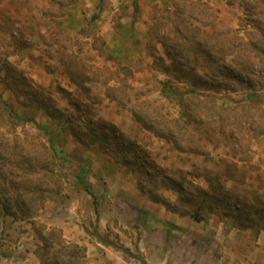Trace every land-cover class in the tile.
I'll list each match as a JSON object with an SVG mask.
<instances>
[{
	"label": "rangeland",
	"instance_id": "374dc122",
	"mask_svg": "<svg viewBox=\"0 0 264 264\" xmlns=\"http://www.w3.org/2000/svg\"><path fill=\"white\" fill-rule=\"evenodd\" d=\"M0 24V97L57 150L53 173L33 175L47 138L0 112L6 169L36 193L30 217H0V264H42L52 229L115 246L79 264H142L159 223L192 232L205 261L211 247L222 264H264V0H0Z\"/></svg>",
	"mask_w": 264,
	"mask_h": 264
},
{
	"label": "trees",
	"instance_id": "16d2710c",
	"mask_svg": "<svg viewBox=\"0 0 264 264\" xmlns=\"http://www.w3.org/2000/svg\"><path fill=\"white\" fill-rule=\"evenodd\" d=\"M133 4L137 9L138 0H133ZM0 112L7 113V121L5 123L1 122V127L4 126L8 130L15 131L18 126L25 127L27 124H31L47 138L48 145L42 143L41 140L37 138L38 149L41 151L42 157L38 159L36 166L34 164L30 169L33 175L37 174L42 177L49 176L51 173H53L51 165L57 159V150L55 148L53 130L41 124L35 118L21 117L15 110L14 106L5 102L1 97ZM62 129L63 127L60 128V131H62ZM8 155L10 159L16 158L15 154L13 155V158L11 154ZM9 158H5V155L0 148V217H17L18 215L30 217V215H32V210L27 209L29 205L28 196H34L36 193L33 194L30 192V189L27 188L29 185L25 186V184L20 181L21 176L18 175L15 169L13 170L8 166V169H6V163L10 164ZM76 181L78 186H81L85 189L87 184L86 172L84 168H80L76 176ZM47 191L48 190L44 188L42 191H40V198L42 200L44 199V195ZM90 195L94 198V195ZM32 209L35 212V208L33 207ZM194 219L196 221L201 220V218ZM44 231H46V229ZM39 233L41 242L43 244L42 247H40L42 253V264H79L80 261L86 259L87 249L78 245L67 244L61 238V236L57 234V230H49L47 235H45V232L44 235L42 232ZM169 233L170 232L168 230L167 235H169ZM96 237L103 245L115 248L112 243L105 240L102 236H100V234H96ZM54 247L58 249L54 250L55 255L50 258V254L52 253L51 251L54 249ZM116 249L122 250L129 257L137 259V257L127 248L117 246ZM140 262L145 264V261L143 260Z\"/></svg>",
	"mask_w": 264,
	"mask_h": 264
},
{
	"label": "crops",
	"instance_id": "0c3cea01",
	"mask_svg": "<svg viewBox=\"0 0 264 264\" xmlns=\"http://www.w3.org/2000/svg\"><path fill=\"white\" fill-rule=\"evenodd\" d=\"M120 204L123 206L124 211H127L128 208L130 209L134 208L132 204L126 201L125 199L120 200ZM175 216L176 215L174 214L170 218V215H168L167 217H164V220L167 223H173L174 225H177V227L185 228L188 223L184 225L185 222L179 216H176V217ZM159 224L160 225L158 226L156 225L158 229V233H159L158 238H155L156 237L155 234L144 231V235L142 237L144 239V241L142 242L143 249L141 245L138 246V249L140 252H143V251L145 252L144 258L147 264H222L220 263V261H218V259H215V254H214L215 252L214 250H211V247H208L209 251L211 252L208 256H209V259H212V261H205L203 258L200 257V251H199L200 245L196 243V239L194 235L189 230L182 233L183 235L182 240L179 241L177 237L173 238L170 235H167V231H166L167 229L163 228L162 223H159ZM168 236H170L169 242L171 244H167ZM211 236L213 237L214 235L212 234ZM183 240H185V245H184ZM260 241L264 242L263 234L260 236ZM86 247H87L88 254L93 253V255L95 254V251L98 253H100L101 250L106 251V252L114 251L113 249H111L110 246L103 245L98 240L95 241L94 245L88 244ZM187 251H189L190 254H187L186 253ZM157 252L158 254H162V255H159L160 259L154 260V255L152 254H157ZM161 256H164V257L161 259ZM14 264H31V263L29 262V260L20 259L19 261L14 262ZM109 264H132V262L131 260H128V259L126 260L124 258L120 262L113 260L112 262H109Z\"/></svg>",
	"mask_w": 264,
	"mask_h": 264
}]
</instances>
